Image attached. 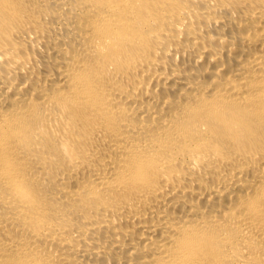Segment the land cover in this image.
I'll return each instance as SVG.
<instances>
[{
	"label": "bare ground",
	"instance_id": "1",
	"mask_svg": "<svg viewBox=\"0 0 264 264\" xmlns=\"http://www.w3.org/2000/svg\"><path fill=\"white\" fill-rule=\"evenodd\" d=\"M0 264H264V0H0Z\"/></svg>",
	"mask_w": 264,
	"mask_h": 264
}]
</instances>
